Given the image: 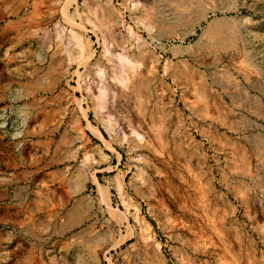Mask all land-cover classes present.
<instances>
[{"label":"rangeland","instance_id":"1","mask_svg":"<svg viewBox=\"0 0 264 264\" xmlns=\"http://www.w3.org/2000/svg\"><path fill=\"white\" fill-rule=\"evenodd\" d=\"M71 187L93 259L13 224ZM0 264H264V0H0Z\"/></svg>","mask_w":264,"mask_h":264},{"label":"crops","instance_id":"2","mask_svg":"<svg viewBox=\"0 0 264 264\" xmlns=\"http://www.w3.org/2000/svg\"><path fill=\"white\" fill-rule=\"evenodd\" d=\"M87 150L90 151L91 148ZM93 152L95 154V149ZM96 174L97 171L93 170L92 179H89V185L95 192L100 187ZM80 190L71 187L69 191L52 193L49 197L41 190L35 195V192L23 189L19 194L21 203L19 208H15L16 217L13 220L21 238H37L38 241L47 243L59 242L65 237L64 248L84 251L93 259L97 249L101 247V221L95 215L90 216V206ZM15 198H18V193H15Z\"/></svg>","mask_w":264,"mask_h":264}]
</instances>
